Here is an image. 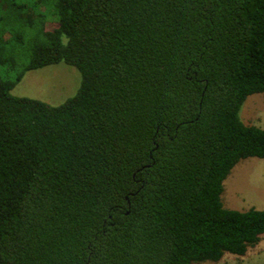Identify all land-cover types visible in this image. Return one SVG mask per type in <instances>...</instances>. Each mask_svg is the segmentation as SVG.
<instances>
[{"label":"trees","instance_id":"1","mask_svg":"<svg viewBox=\"0 0 264 264\" xmlns=\"http://www.w3.org/2000/svg\"><path fill=\"white\" fill-rule=\"evenodd\" d=\"M61 61L63 102L11 93ZM0 64V264L216 262L264 236V209L221 201L264 159L239 115L264 94V0H0Z\"/></svg>","mask_w":264,"mask_h":264},{"label":"rangeland","instance_id":"2","mask_svg":"<svg viewBox=\"0 0 264 264\" xmlns=\"http://www.w3.org/2000/svg\"><path fill=\"white\" fill-rule=\"evenodd\" d=\"M52 26L54 23H49L47 27ZM24 30H27L28 34L31 33L30 28L26 27ZM13 76L12 70H8L6 65L0 64V78L8 79ZM80 81L81 74L78 69L61 61L27 70L11 89V93L56 105L75 94ZM257 97L262 99H256ZM261 106H264L263 93H254L248 96L239 112L241 120L247 124L255 123V114L261 109L264 111ZM262 179H264V159L258 157L241 159L223 181L224 190L221 194L223 206L238 210H245L249 207L261 209L264 201L262 198L264 197V186L259 187V184ZM191 264H264V236L258 244L250 247L242 256L225 253L216 262L204 261Z\"/></svg>","mask_w":264,"mask_h":264},{"label":"crops","instance_id":"3","mask_svg":"<svg viewBox=\"0 0 264 264\" xmlns=\"http://www.w3.org/2000/svg\"><path fill=\"white\" fill-rule=\"evenodd\" d=\"M250 96V95H249ZM256 99H262V98H256ZM262 108H264V106H261ZM255 119H256V122L255 123H253V122H249L248 124H254V125H256V126H259V127H263L264 128V111L261 109L259 112H257V114H255ZM263 121V122H261V121ZM264 179H262L261 180V183L259 184V187L261 186V185H263L264 186ZM258 187V188H259ZM262 198H264V197H262ZM263 204H262V207H261V209H264V201L262 202ZM258 209V208H257Z\"/></svg>","mask_w":264,"mask_h":264}]
</instances>
